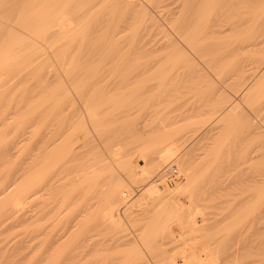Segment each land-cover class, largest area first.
Returning a JSON list of instances; mask_svg holds the SVG:
<instances>
[{"label":"bare ground","instance_id":"bare-ground-1","mask_svg":"<svg viewBox=\"0 0 264 264\" xmlns=\"http://www.w3.org/2000/svg\"><path fill=\"white\" fill-rule=\"evenodd\" d=\"M75 1H77V0H0V75L2 77H5V78H2L0 76V87L2 85H5V80L8 79V77L12 78L13 72L17 71L15 67L18 66L19 62H23V61L25 62L29 58V56L33 55L34 51L36 52V49H34V50H32L33 51L32 54H31L32 51L29 53L30 55L27 54V52L29 50H31L34 46L38 45V43L36 44V40L38 38L46 41L48 43V45L51 46L50 50L54 49L55 52H57L58 48L64 47L65 45L67 46L68 43L71 44V43L76 42L77 47H78L77 48L76 45L74 47L76 49V52L72 51L71 48H73V47H71V45H69V44H68L69 46H67V47H71V48L68 49L66 47L64 51H62L63 48L61 50L62 56L65 57L64 59H66L65 61H67L66 62L67 66L65 65L66 66L65 72L67 73L69 80L71 81V84H73L74 88L78 92L76 97L79 95L81 97V100L84 102V104L87 108L86 110H87L88 118H89L90 122L92 123L93 127L97 130L96 132L97 133L99 132L98 135L100 134L99 136L101 137V140L103 141V143L105 144V146L109 150V152L111 154V158L114 161H116L122 167L123 171H125L128 174V176H130V178L132 177L134 179V180L131 179V181L132 180L135 181V179H136V181L138 179H141L140 181H142L143 179L147 180L155 174V172L160 168V166L163 163H166L169 160H171L173 158V156L176 157L175 147L177 145H175V144H176V140L178 141V137L175 138L174 135L176 134L177 131L171 128L172 130L170 132L165 130L167 133H165V132H164V134L162 133L163 136L160 137L162 139H161V141H159L160 143L164 141L162 143L163 145H160L162 148L160 146H158L157 143H156V145L153 144L155 141L158 142L157 140H154V141L151 140V141H153V143L149 142L150 144H147L148 147L146 145H145V147L143 146L144 149H143V147L139 148L138 145L135 144V145H137L136 148L138 147V149H137L138 153H136L135 155H139L138 150L143 149L145 151L147 148L149 149V145L151 147H152V145H154V146H158L161 148L159 150L158 154L155 152V150H156L155 147L153 148V150L155 149L154 152L156 154L154 152L153 153L156 156H152V154L150 152L153 150H150L149 152L148 151L145 152V153H148V154H146V155H148L147 157H146L145 153L141 154V155H143V157L139 156V157H141V158H139L140 159L139 160L138 157L133 155V153L132 154L130 153V155L128 156L129 151H132V149H131L132 147L130 148V146L133 143L130 145L128 144V147H126L127 149L128 148L131 149V150H128V153H127V151L122 152L121 151L122 149H116V148L114 149V146L117 145V143L115 141H117V140L119 141V138L122 135L121 136H118V135L114 136V134H116L115 132H118V130H116L113 134V132H109V129H110V131L113 130L114 126L116 128L118 126V124H120L123 121H124L123 123H125L127 119H128V122L131 123L130 120L133 121V118L131 117L132 114L136 113L135 115H137V111L134 109V106L131 103L134 101L138 102V100H141L142 97H144L145 95H146V98H148L147 93L155 90L156 88L158 89L160 87L161 88L165 87L164 83L166 84V81L168 79V74H169L168 70L173 71L171 69H175L174 67H177L176 65L179 64L181 62V59L183 60V58L186 55L184 56L183 50L180 49L179 46L175 43V40H174L175 38L170 40L167 37L166 41L164 43H162L161 47L164 46L162 48L171 49L169 54L167 55V53H166L167 56L165 55L167 61H169V62L171 61V64H173L169 68L167 67V64H166L167 62L166 63L164 62L165 64H163V63H160L161 62L160 60H158V61L157 60L156 61L155 60L154 61H151V60L146 61L145 60L144 63H138L135 60V64L129 62L130 60H128V61L125 60L127 62L126 64H128V63L133 64L132 66H129V67H128V65L125 66V61L123 64L121 63L122 61H114V63L112 61V63H111V60H109V56L111 54L112 48L118 47V49H119L120 39L122 41V38H123V37L121 38L122 25L120 24V22L116 23L114 25H109V23L107 25L104 23L107 20L106 19L107 14L106 15H105V13L101 14V12H100L101 8L100 9L97 8L98 10L94 9L98 5L97 3L99 1H102V0H99V1H97V0L86 1L85 0L86 2L84 4H82L81 6H79L78 8L77 7L75 8L73 6V3ZM105 1H107V0H103V2H105ZM125 1H124V3L128 2L127 4L131 5V10L134 9V7L132 6V0L131 1L127 0L126 2ZM197 1H196L197 5L200 3L201 4L203 3L202 5H204L203 9H204L205 13H200V15L195 17L196 18L195 21H194V19H195L194 18L193 21H191L192 19L190 21L185 20L180 25L178 23L179 26L176 28L177 29L176 31L179 33L180 36H183V37H184V34L187 32L186 36L183 39L188 41L187 42L188 45H190L191 47H198V50H199V48L201 46L203 47L207 44L206 46L208 47V44L212 43L213 40L211 39V36H212L211 33H213V32L217 33L218 30H216L214 28V26L216 25L215 23L218 19L222 18V16H223L222 14H224V13H222L221 16H220V14L217 15L215 13L216 11L214 13H212V10L215 9L216 4L218 5V3H219V5H220V3L223 0H219V1L218 0H197ZM216 1H218V2L216 3ZM244 1H247V0H244ZM118 3L115 2V4H118ZM120 3H121V1H120ZM251 3H253V2H251ZM127 4H125V5H127ZM258 4H259V2H258ZM254 6H251V7H254ZM257 7H259V6H257ZM261 7H262V5H261ZM114 8H115V6H114ZM103 9L105 11V7ZM126 9H127V7H126ZM79 10H81V13H76ZM223 10H224V8H223ZM262 10H264V9H262ZM220 11H222V10H220ZM98 12H100V13H98ZM248 13L246 11V14L244 12V15H247ZM263 13H264V11H263ZM113 14H114V12H113ZM237 14H238V16L240 15L238 12H237ZM263 15H261V16H263ZM249 17L250 16H248L246 18H249ZM230 18H231V16H230ZM246 18L244 19V16H243V19L248 21L249 19H246ZM252 18H253V16H252ZM149 19H151V18H149ZM226 19H228V18H226ZM240 20H242V19H240ZM250 20H251V18H250ZM247 21H245V22H247ZM177 22H178V20H177ZM113 23H115V22H113ZM239 23H240V21H239ZM241 23H243V21H241ZM260 24H261V22H260ZM252 25H250V26H252ZM104 26L106 27V30L104 32L102 31L103 32L102 33L100 30H102L104 28ZM246 26H248V25H246ZM227 27H229V26H227ZM244 27L241 28L242 29L241 32L243 30H246V31H244L242 34L246 33L247 30L248 31L251 30V29L250 30L247 29L246 27L244 29ZM252 27H254V26H252ZM252 27H250V28H252ZM255 27H256V25H255ZM258 27H259V25H258ZM158 28H160V27H158ZM239 28H240V26H239ZM232 29H235V28H232ZM254 30L257 32L258 28L254 29ZM223 31H224V29H223ZM237 31H238V29H237ZM97 32L98 33L101 32V33L97 35ZM241 32L239 31L236 34L237 35L239 34L240 36H242V34H240ZM173 33H175V32H173ZM248 33H246V34H248ZM250 33L253 34L252 36L255 37L254 39L258 38L256 36V34L253 33V31H251ZM258 33H261V32H258ZM134 35H135V33H134ZM245 35H244V37H245ZM234 36H235V34H234ZM247 36H249V35H247ZM247 36L245 38H242L243 41L245 39V41H244L245 43H249L250 41H252L250 39H253V37L250 39H247ZM262 38H264V36L259 37V40H262V42L256 41V40H254L255 43L250 42L249 44L252 46H249V45L246 46V44H242V42H243V41H241L242 39L240 40L241 41L240 43L242 45L240 43H238L240 45H237L236 41H238V40H236L234 42V44L236 43L235 46L237 45L238 48H241V49L245 46L246 47L249 46V48L255 47V46H253V43L256 46H258L257 44L260 45L262 43L263 46L262 45H260V46L264 47V41H263L264 39H262ZM162 39H164V38H162ZM246 39L249 41H247ZM219 40H221V39H219ZM218 44H220V43H218ZM104 45H106L107 48L104 50H100V48L103 47ZM43 46H45V45H43ZM146 47H148V46H146ZM202 47H201V50H202ZM217 48H219L218 45H217ZM233 48L235 49V47H233ZM43 49H45V48H43ZM169 49H167V50L169 51ZM244 49H242V50H244ZM135 50H133V51H135ZM203 50H205V47ZM233 51H231V52H233ZM58 52H60V51H58ZM198 52H200V51H198ZM235 52L237 53V51H235ZM238 52H240V51H238ZM135 53L138 54V52H136V51H135ZM134 54H132V55H134ZM140 54H142V53H140ZM240 54H242V51ZM34 55L36 56V54H34ZM33 56H31L32 60L35 58V56H34V58H33ZM44 56L45 55L43 54V57ZM60 56H61V54H60ZM117 56L119 57L118 53H117ZM40 57H42V56H40ZM43 57H42V59L44 60L45 57L44 58ZM135 59H137V57ZM213 59H214V57H213ZM225 59H226V57H225ZM179 60H180V62H178ZM65 61H63V63ZM55 62H56V60H55ZM132 62H134V60H132ZM219 62H221V61H219ZM233 62H234V60H233ZM41 63H42V61H41ZM230 63H232V62L230 61ZM20 64H22V63H20ZM25 64H26V62H25ZM82 65H84V66H82ZM123 65H124L125 69H124ZM185 65L187 66V64H185ZM63 66H64V64H63ZM240 66H242V64ZM240 66L238 68V71L242 70L240 68ZM38 67H40V66H38ZM187 67H189V66H187ZM243 68H244V65H243ZM184 70H186V69H184ZM196 70H197V68H196ZM39 71H40V69H39ZM41 71H42V69H41ZM245 71H247V70H245ZM48 72H49V70H48ZM241 72H239V73L241 74ZM21 73L22 72H20V75H21ZM45 73H47V71H44V74ZM51 73L52 72L50 70L48 76L51 75ZM182 73H184V72H182ZM242 73H244V72H242ZM48 76L46 75L45 78H47ZM244 76L247 77V74H245ZM51 77H52V75H51ZM239 77L241 78L240 75H239ZM245 77H242V79ZM11 78H10V80H11ZM18 78H19L18 79L19 81L23 80L24 79L23 74H22V77L21 76L19 77V74H18ZM54 78H56V76L53 77V79H51V80H54ZM249 78H251V77H249ZM258 78H259V76H258ZM14 79H15V77H14ZM188 79H189V77H188ZM10 80H9V82H10ZM12 80H13V78H12ZM31 80H32V78H31ZM57 80H55V81H57ZM260 80L256 79V81H254L253 84L248 83V86L244 87V98H246V100L250 99L251 103L258 102V100H264L263 99L264 98V85L260 84L261 83ZM55 81H53V82H55ZM11 82H13V81H11ZM223 82H224V80H223ZM7 83L8 82H6V84ZM241 83L244 86L245 82H243V80ZM241 83H240V85H241ZM57 86H58V84H57ZM209 88H210V86H209ZM56 90H58V89H56ZM64 90H65V88H64ZM233 90H234V88H233ZM58 91L55 92L57 94L53 93L50 97L46 96L45 101L42 102V104H45V102L48 103L47 101L52 100L51 102L50 101L49 102L50 103L54 102V106H56V104H57L56 102H58L57 99L59 98L58 97ZM65 91H62L63 95L61 94L62 98L64 96L63 100L61 98V100L63 102L66 100L65 98L67 97V95H64V93L67 92V91L66 92ZM60 93L61 92H59V94ZM50 94H51V92H50ZM148 94L151 95V93H148ZM38 96H36V97H38ZM172 96H174V95H172ZM42 97H43V95H42ZM227 97L229 98V96H227ZM226 98H225V100H226ZM148 99H150V97ZM194 99H195V97H194ZM214 99L215 98H213V100ZM230 99H229V101H230ZM246 100H244V102ZM226 101L229 102L228 100H226ZM15 103H17V102H15ZM50 103L46 104V105L48 106V105H50ZM159 104H160V102H159ZM225 104H227V103H225ZM107 105L109 106L108 107L109 112H106V114H108V115L103 114V116H101L100 114H102L101 112L103 111V108L105 109L104 106H107ZM173 105H174V103H173ZM173 105H172V108H173ZM186 105H188V104H186ZM222 105H223V103H222ZM101 107H103V108H101ZM169 107H171V106H169ZM221 107L222 106H219L218 110H215V112L216 113H219L217 111L221 112V110L223 109ZM223 107H225V106L223 105ZM16 108H18V107H16ZM36 108H37V110H36ZM36 108H35V111H38V109H40L38 111L39 113H41V110H42V113L40 114L42 126H39L40 128L37 127V129H39L38 133L34 134L32 132L33 126H31V125L30 126L26 125L24 127L21 126L22 128L20 127V129H18L19 131L17 130V134H18L17 138L18 139H16L14 141V138H13V141L7 147H5L6 145L4 146L6 148L5 149L6 154H5V152H3L2 149H0L2 151L0 153H2L4 156L2 154L1 155L5 158V156L7 157L8 154L9 155L11 154V150L13 148H15L18 144H20V142L22 143L23 147L25 148V149L23 148L25 150L24 158L22 161L23 166H22V168H18V170L16 169L18 172L21 170H22L21 172H23L22 174L19 172V174L22 176V179H23V182H22L23 184L20 183L21 185H19V186H21L20 189L22 188L21 192L19 190H17L18 188L16 187L19 182L15 183L16 185L14 184V187H16L15 190H17L19 193H17V191H16V193L15 192L12 193L10 191V189L12 191H15L13 189L12 185L10 187L8 186L9 191H10V193L8 192L9 195L6 194L8 191V189H7L8 187L6 188V192H5V189L4 190L2 189L0 191V215L3 212H4L3 214H5L6 208L10 209V211H7V214H9V212L12 211V208H8V206L14 205L12 203L15 200L10 195H13V194L17 195L18 194V195L22 196L23 199H25V200L21 201L22 198L20 199L19 197H17L16 200L20 199L21 202L25 201L27 204H32L36 200L35 201L36 204L35 203L34 204L37 207V211L35 213L32 211L33 214H35V215H32V213H31V216H28L29 217L28 219L30 221L33 219H35L36 221H42L41 223L39 222V225H38V227L40 229L37 228L39 235H41V237L43 236L42 237L43 240L40 238H37L39 240H42L41 243H40V241L38 242L41 245V248H40L41 252L37 248L38 251L40 252V255L38 254L39 263L41 261V263H43V264H264V251H263L264 249H262V248H264L262 246L264 243V202L263 201H262V203L260 202V200H262L264 198V197H262V196H264V192L261 193L262 191H264L263 189L260 192L256 191V194L253 193L252 190H251V192H249V194L247 192H245L246 197H244V194L242 192H240V193H242L243 198L235 199L237 197H234L235 200L232 199V201H230L231 200L230 198H227V200H224L222 202V204H214L211 202L210 203L201 202V199H199L195 195V191H193L195 189V188H193V185H194V182L196 181L197 177L199 178V176H198L199 173L197 172L196 167L194 168L193 165L189 166L185 162L187 160L184 159V155H183L182 157L180 156V158H178L176 161L178 166L181 168L183 175L179 174L178 179L172 183L166 182L165 180H164V182H159V183H164V185H165L164 188L159 187L158 184H156V183H151L150 185L148 184V186L146 185L147 187L144 189V191H142V193L138 197L136 196L137 198L135 200L131 201L129 196H130L132 191L127 189V188H122L121 186L123 184L120 186V184L122 182H119L112 175L106 176L104 174V172H105L104 166L105 165L102 164V162H99L101 160L95 159V158H97L94 155L96 152L93 153L92 152L93 149L90 147V143L92 141H90V142L88 141V139H90V137H88L89 135H88V130H87V126H86L87 124H86V121L84 120V118L82 116H79V114H78V116L75 115V117H77V118L74 120L72 117L73 120L71 121V120H69L70 119L69 114H66L65 111H64L65 116L62 114L63 111L53 113L56 111V109L59 108V106H56L55 111H54V108H52V106H51V111H48V109L45 107H44V110H43V107H41V108L36 107ZM73 108H75V105L73 106ZM226 108H228V109L225 113H223L224 115L222 113H220L222 116L220 114H218L221 116V118L225 119L227 117L231 118L234 115L235 116L240 115L239 113H240L241 108H239V111H238V106L232 104L231 107L227 106ZM67 109L70 110V108H67ZM49 110H50V108H49ZM224 110H225V108H224ZM70 113H71V111H70ZM73 114H74V112H73ZM185 114H187V113H185ZM25 115H27V114H25ZM60 115H63V121L62 122L58 121V119H57V117ZM135 115H134V117H135ZM22 116H24V115H22ZM182 116H185V115H182ZM241 116H243V114L239 116V120L245 119V118H242ZM29 117H30V115H29ZM130 117H131V119H130ZM8 118H11V117L10 116L8 117V114H5V115H3L2 119L3 120L6 119V121H7ZM240 118H242V119H240ZM24 119H25V116L22 119V123L26 120V119L25 120ZM204 119H206V118H204ZM249 119H250V117H249ZM17 120L18 119H16V122H17ZM217 120H219V119H217ZM227 120H228V118H227ZM232 120L237 121V119H232ZM19 121H18V124L16 123L17 125H19L21 123ZM225 121H226V119H225ZM1 122H4V121H1ZM32 122H34V121L32 120ZM14 123H15V121H14ZM151 123H152V121H151ZM127 124L125 123L124 126L127 127ZM132 124H134V123L132 122L130 124V126H132ZM1 125H3V124H1ZM12 125L13 124L11 123V126ZM234 125L235 124H233V126ZM135 126L136 125H134V128H135ZM149 126H151V125L149 124ZM201 126H204V125H200V127ZM4 127H6V126H4ZM12 127H14V126H12ZM140 127H142V125ZM30 128L32 129V131L30 130ZM134 128L132 127L133 130H134ZM138 128L139 127L137 126L136 129H138ZM106 130H108V133H110L109 137H104L105 136L104 132ZM120 130H121V128L119 129V131ZM122 130L124 132L123 127H122ZM130 130L131 129H129V132H130ZM133 130H131V131H133ZM4 131H5V129H4ZM254 131H255V129H254ZM103 133H104V135H103ZM118 133H120V132H118ZM193 133H195V132H193ZM107 134H106V136H108ZM111 134H113V135H111ZM125 134H127V132H125ZM131 134H133V133H130V135ZM150 134H151V132H150ZM227 134H230V133H227ZM3 135H6V134H3ZM7 135H9V134H7ZM130 135L128 138H130ZM19 136L22 137V139H20ZM125 136L126 135H124V138L127 137V136L126 137ZM131 136H133V135H131ZM110 137H112V138H110ZM229 137L230 136H228V138ZM255 137H257V136H255ZM160 138H157V139L160 140ZM208 138H210V137H208ZM109 139L114 140V141H110ZM144 140H145V138H144ZM7 141H6V143L8 144ZM9 142H10V139H9ZM122 143L126 144L127 141H126V143H124V141ZM128 143H130V142H128ZM2 145H4V143ZM2 145H1V148H2ZM93 146L95 147V145H93ZM127 149H124V150H127ZM186 149H184V150H186ZM215 149H217V148H215ZM134 151H135V149L133 148V152ZM142 151H140V153ZM21 152L22 151H20V153ZM243 152H241V153H243ZM149 154H151V157ZM1 155H0V157H1ZM195 155H196V153H195ZM131 156H135V158L131 157ZM242 159H243V157H242ZM247 159H249V158H247ZM2 160L6 161V158L5 159L2 158ZM235 160H237V159H235ZM0 161H1V158H0ZM140 161H141V163H140ZM228 165H229V163H228ZM179 167H178V170H179ZM201 167H202V164H201ZM245 168H246V165H245ZM19 169H21V170H19ZM109 169H108V171H109ZM247 169H248V167H247ZM1 170H2V168H1ZM109 172H111V171H109ZM106 173H108V172L106 171ZM217 174L219 175V173H217ZM221 174H223V173H221ZM9 175H11V174L8 172V174L6 175V179L10 177ZM15 175H18V174H15ZM226 175H228V174H226ZM259 175H260V177L263 176V174H259ZM259 175L258 176L255 175V176L260 178ZM15 177L17 178V176H15ZM256 177L253 176L254 179H252V177H251V180L254 181ZM16 178H12V179H15V181H16ZM154 178H157V177L155 176ZM22 179H20V180H22ZM262 179H263V177H262ZM262 179L255 180V182H253V183H258L260 181L262 182ZM149 180H151V179H149ZM219 181H221V180H219ZM6 182L10 183L11 181L5 180V181H3V183L0 182V185L4 184ZM215 182H216V180H215ZM236 182L237 181H235V183ZM9 183H6V185ZM12 183H14V182H12ZM142 183H143V181H142ZM239 184H241V186H242V183H239ZM204 186H205V184H204ZM238 188H239V186H238ZM214 190H216V189H214ZM236 190H238V189H236ZM225 191L227 192V190H225ZM203 192H205V191H203ZM207 192H209V191H207ZM222 192H224V191H222ZM210 194H211V192H210ZM210 194H209V196L212 195V194L211 195ZM214 194H215V192H214ZM228 195H230V194H228ZM203 199L205 200V197ZM203 199H202V201H203ZM248 200H251V201L248 202ZM252 200L254 202H252ZM18 203L21 205L20 202H17V204ZM34 204L29 205V206L27 205V207H29L28 209L34 208L33 207V206H35ZM15 205H16V203H15ZM30 206H32V207H30ZM17 208H18V205H17ZM13 211H14V207H13ZM13 211H12V214H14ZM26 211L28 212V210H26ZM27 212H24L25 215ZM10 214H9V216H10ZM2 217L0 216V219ZM5 217L6 216H4L3 218L6 220ZM5 220H2V222H4ZM25 220H26V217H25ZM2 222H0V223H2ZM31 222H33V221H31ZM31 222H28L27 224H29ZM4 223H2V225ZM6 223H8V221ZM35 224H33V226H35ZM36 226H37V224H36ZM176 227H178V228L175 229ZM1 229H3V228H1ZM32 230L30 232L31 235H33L37 232V231L35 232L34 231L35 229H34L33 231L35 233L32 234ZM38 232H37L36 236L33 235L34 238L38 236ZM29 237H30L29 241L31 242V240H33V238H31L30 235H29ZM30 242H28V243H30ZM28 245L30 246L31 243ZM29 246H28V248H29ZM28 250H31V249H28ZM29 252H31V251H29ZM32 259H34V258H32Z\"/></svg>","mask_w":264,"mask_h":264},{"label":"rangeland","instance_id":"rangeland-1","mask_svg":"<svg viewBox=\"0 0 264 264\" xmlns=\"http://www.w3.org/2000/svg\"><path fill=\"white\" fill-rule=\"evenodd\" d=\"M86 1H88V0H86ZM86 1L85 0H77L73 3V6L75 8L76 7L78 8L79 6L84 4ZM97 1H99V0H97ZM120 1H121V3H120ZM124 1L125 0H107V1L103 2V0H102V1H99L97 3L98 4L97 7L94 8L95 10L97 8L98 9L101 8V10H100L101 14L102 13H105V15L107 14L106 15L107 20L104 22L105 24L108 25V23H109V25H114V24L120 22V24L122 25L121 38L122 37L123 38H122V41L120 39L119 49H118V47L112 48L111 54L109 56V60H111V63H112V61H113V63H114V61H122L121 63L123 64L125 60H127V61L130 60L129 62L135 64V60L138 63H144L145 60L146 61L147 60H151V61L160 60L161 62L160 61L159 62L163 63V64H165L167 62L166 64H167V67L169 68L173 64H171V61L170 62L167 61L166 56L169 54L171 49L162 48L164 46L161 47L162 43H164L166 41L167 37L170 40L175 38L174 39L175 43L179 46L180 49L183 50L184 56L185 55L186 56L184 57L185 59L184 58H183V60L181 59V62H180V60L178 61L180 63L176 65L177 67H174L175 69H171L173 71L168 70L169 71V74H168L169 80L167 79L166 84L164 83L165 87H162V88L160 87V88H158L159 90L156 88L155 90L148 92V93H151V95L147 93V96H148V98L150 97V99L146 98V95H145L144 97H142L141 100H138V102L134 101L131 103V104H133L134 109L137 111V115H135L136 114L135 113V114H132V116H131L133 118V121L132 120H130V121H131V123L132 122L134 123V124H132V126H130L131 123L128 122V119H127L125 122L126 124L128 123L127 127L124 126L125 123H123L124 122L123 121L120 124H118V126L116 128H115V126H114V128L112 127L113 130L110 131V129H109V132H113V134L116 130H118V132H120V133L115 132L116 134H114V136L115 135H118V136L122 135L119 138V141L118 140L115 141L117 143V145L114 146V149L115 148L116 149H122L121 150L122 152L127 151V153H128V150L132 149V151H129L128 156L130 155V153L131 154L133 153V155H135L136 153H138L137 152L138 147L139 148H142L143 146L145 147V145L147 146V144L153 143L154 140H157L159 142V141H161L162 138H160V137L163 136L164 132L167 133L166 131L170 132L172 129H174L177 131L176 134L174 135V137L175 138L178 137V141L176 140V144H175V145H177L175 147L176 157L173 156V158L171 160H169L166 163H163L160 166V168L155 172V174L149 178L151 180L143 179L142 180L143 183H142V181H140L141 179H138L137 181L135 179L136 182L133 181L134 179L132 177L130 178V176H128V174L125 171H123L122 167L116 161H114L111 158V154H110L109 150L107 149V147L105 146V144L101 140V137L99 136L100 134L98 135L99 132L98 133L96 132L97 130L93 127L92 123L90 122V120L88 118L87 110H86L87 108H86L84 102L81 100V97L79 95L76 97L78 92L74 88L73 84H71V81L69 80V77H68L67 73L65 72L66 66H67V64H66L67 61H65L66 60V59H64L65 57L62 56V51H64L67 46L71 45V47H73V48H71V47H67V48L68 49L71 48L72 51L76 52V49L74 47H75V45L77 47V43L76 42L71 43V44L68 43L69 45L67 44V46L65 45L64 47L58 48L57 52H55L54 49L50 50L51 46L48 45V43L46 41H44L40 38H38L36 40V44L38 43V45L34 46L31 50H29L27 52V54H29L32 50L36 49V52L35 51H34V53H33V51L31 52V54L33 53V55L36 54V56L34 55L35 58L33 55H31L34 58L33 60L31 59L32 57L29 56V58L27 59L28 61L27 60L25 61L26 64L24 61L19 62L18 66L15 67L17 71L13 72V74H12L13 80L11 77H10L11 80L8 77V79L5 80V85H2L0 87V94H1L0 95V123L3 124V125L0 124L1 125L0 126V138H1L0 139V149H2L3 152H5V154H6V151H5L6 148L5 147H7L13 141V138H14V141L16 139H18L17 138V135H18L17 130L20 129L21 126L24 127L26 125H29V126L31 125V126H33L32 127L33 131L31 128H30V130L34 134L38 133L39 129H37V127L40 128L39 126H42L41 115H40L42 113V110H41V113H39L38 111L40 109H38V111H35L36 107H39V108L43 107V110L45 107L48 109V111H51V106H52V108H54V111H55L56 106H59V108H58L59 110L56 109V111L53 113L63 111L62 114L64 116H65V113L69 114V117H70L69 120H71V121L73 119L75 120L77 118V117H75V115L78 116V114H79V116H82L84 118V120L86 121V124H87L86 126H87V130H88V135H89L88 137H90V139H88V141L89 142L92 141L90 143V147L93 149V151H92L93 153L96 152L98 154V155L96 153L94 154L97 157L95 159L101 160L99 162H102V164H104L106 166V167L104 166V168H105L104 174L106 176L112 175L119 182H122L121 184L119 183L120 186L123 184L121 186L122 188H127V189L132 191L130 196H129L131 201L135 200L142 193V191H144V189L148 186V184L150 185L151 183H156V184H158L159 187L164 188V186H165L164 183H159L160 181H158L160 169H162L165 165H167V163H172V162L178 166L176 161L178 158H180V156L182 157L183 155H184V159H186L188 161V162L187 161H185V162L189 166L193 165L194 168L196 167V170L199 173V175H198L199 178L197 177L196 181L194 182L193 188H195V189L193 191H195V195L199 199H201V202H205V203L211 202L214 204H222V202L224 200H227V198H230L231 200L230 199L229 200L232 201V199H234V197H237L235 199L243 198L242 193L244 194V197H246L245 192H247L249 194V192H251V190H252L253 193L256 194V191L260 192L262 189L264 190V187H263L264 186V100H258V102L251 103L250 99L246 100V98H244V87L248 86V83L253 84V82L256 81V79L257 80L261 79L260 80L261 83L260 82L259 83L264 85V61H263L264 60V52H263L264 47H262L263 46L262 43L260 44L262 46H260L259 44H257L258 46L254 45V43H255L254 40L262 42V40H259V37L264 36V25H263L264 24V15H263L264 10H262V9H264V4H263L264 0H247V1H244V0H223L222 2L220 1L221 2L220 5H219V3H218V5L216 4L215 9L212 10V13H214L216 11L215 13L217 15L220 14V16H221L222 13H224V14H222L223 15L222 18L218 19L215 23L216 25L214 26V28L216 30H218L217 33L213 32V33H211L212 36L210 35L211 39L213 40L212 43H209L208 47L206 46L207 44L203 47L201 46L202 50H201V47L198 50V47H191L190 45H188V43H187L188 41L183 39L186 36L187 32L184 34V37L180 36L179 33L176 31L177 30L176 28L180 24H182L183 21H185V20L190 21L191 19H192L191 21H193V19L195 17L200 15V13H205L204 9H203L204 5H202L203 3L202 4L200 3L197 5V3H196L197 0H132V6L134 7V9L131 10V5L127 4L128 3V2H126L127 0L125 1L126 3H124ZM218 1H216V3ZM115 2L116 3L119 2V3L115 4ZM251 2H253V3H251ZM258 2H259V4H258ZM125 4H127L128 6ZM261 5H262V7H261ZM114 6H115V8H114ZM251 6H254V7H251ZM257 6H259V7H257ZM104 7H105V11L103 9ZM126 7L128 10L126 9ZM223 8H224V10H223ZM220 10H222V11H220ZM246 11H247V13L248 12L249 13L247 15H244V12L246 14ZM100 12H98V13H100ZM113 12H114V14H113ZM237 12L240 14L239 16H238ZM76 13H81V10L77 11ZM250 14L253 16V18ZM261 15H263V16H261ZM230 16H231V18H230ZM243 16H244V19L246 17L250 16L249 18H246L249 20L248 21L244 20ZM255 17L256 18L258 17V18L256 19ZM149 18H151V19H149ZM226 18H228V19H226ZM250 18H251V20H250ZM240 19H242V20H240ZM177 20H178V22H177ZM195 20H196V18L194 19V21ZM239 21H240V23H239ZM241 21H243V23H241ZM245 21H247V22H245ZM259 21L261 22V24ZM113 22H115V23H113ZM178 23H179V25H178ZM246 25H248V26H246ZM250 25H252L254 27H252ZM255 25H256V27H255ZM258 25H259V27H258ZM227 26H229V27H227ZM239 26H240V28H239ZM244 26L249 30L251 29L250 31L247 30L246 33L249 32L248 34H246V33L242 34L244 31H246V30H243L241 32V30H242L241 28H243ZM158 27H160V28H158ZM245 27H244V29H245ZM250 27H252L253 29ZM232 28H235V29H232ZM256 28H258L257 32L254 30ZM223 29H224V31H223ZM237 29H238V31H237ZM105 30H106V27L104 26V28L100 31L104 32ZM239 31L241 32L240 34H242V36H240L239 34L238 35L236 34ZM251 31H253V33L256 34V36L258 37L257 38L258 40L254 39L255 37L252 36L253 34L250 33ZM101 32H99V33L97 32V35L100 34ZM173 32H175V33H173ZM258 32H261V33H258ZM134 33H135V35H134ZM234 34H235V36H234ZM244 35H245V37L247 35H249V36L251 35L250 37L247 36V39H250L253 37V39H250V40H252L250 42H254L253 46H255V47L249 48V46H252V45L249 44L250 42L245 43L244 42L245 39L243 41L242 38H245ZM162 38H164V39H162ZM219 39H221V40H219ZM262 39H264V38H262ZM236 40H238V41H236ZM240 40L244 42V43L242 42V44H246V46L247 45H249V46L243 47L244 46L243 45L242 49L245 48L244 50H242L241 48H238L237 45L241 44ZM235 41L237 42L236 46H235L236 43L234 44ZM247 41H249V40H247ZM217 42L220 44H218ZM238 43H240V44H238ZM43 45H45V46H43ZM217 45L219 48H217ZM146 46H148V47H146ZM103 47H101L100 50H104L107 48L106 45H104ZM204 47H205V50H203ZM233 47H235V49ZM43 48H45V49H43ZM62 48H63V50H62ZM167 49H169V51ZM133 50L138 52V54L135 53V51H133ZM58 51H60V52H58ZM198 51H200V52H198ZM231 51H233V52H231ZM235 51H237V53ZM238 51H240V52H238ZM241 51H242V54H240ZM117 53L119 54V57L117 56ZM140 53H142V54H140ZM166 53H167V55H166ZM43 54L45 55L44 56L45 58L43 57ZM60 54L62 57L60 56ZM132 54H134V55H132ZM40 56H42L44 58V60ZM136 57H137V59H135ZM213 57H214V59H213ZM225 57H226V59H225ZM47 58L48 59L50 58V59L48 60ZM55 60H56V62H55ZM132 60H134V62H132ZM233 60H234V62H233ZM41 61H42V63H41ZM63 61H65V62L63 63ZM219 61H221V62H219ZM230 61L232 63H230ZM20 63H22V64H20ZM126 63L127 62L125 61V66L128 65V67L133 65L131 63H128V64H126ZM63 64H64V66H63ZM185 64H187V66H189V67H187ZM241 64H242V66H240ZM243 65H244L245 69L243 68ZM38 66H40V67H38ZM82 66H84V65H82ZM239 66L243 71L241 69L240 70L244 73H242L241 71H238ZM123 67H124V65H123ZM38 68L40 69V71ZM196 68H197V70H196ZM41 69H42V71H41ZM124 69H125V67H124ZM184 69H186V70H184ZM43 70L47 71V73L44 74ZM48 70H49V72L51 70L52 77H51V75L48 76V74H49ZM245 70H247V71H245ZM20 72H22L21 75H20ZM182 72H184V73H182ZM239 72H241V74ZM18 74H19V77L20 76L22 77V74H23L24 79L22 78L23 80L19 81L18 80L19 79ZM245 74H247V77L244 76ZM46 75L48 76L47 78H45ZM239 75L241 76V78L239 77ZM55 76H56V78L58 77L59 79L57 78L58 79L57 80L56 78H54V80H51ZM258 76L260 79L258 78ZM14 77H15V79H14ZM188 77H189V79H188ZM242 77H245V78L242 79ZM249 77H251V78H249ZM2 78H5V77H2ZM31 78H32V80H31ZM9 80H10V82H9ZM55 80H57V81H55ZM223 80H224V82H223ZM242 80H243V82H245L244 86L241 83ZM11 81H13V82H11ZM53 81H55V82H53ZM6 82H8L9 84L8 83L6 84ZM240 83H241V85H240ZM57 84H58V86H57ZM209 86L211 89L209 88ZM64 88L67 92L64 90ZM233 88H234V90H233ZM56 89H58L59 91ZM55 90L58 91V97H59L57 99L58 102H56L57 103L56 106H54V102H52L53 104L50 103L52 100L51 101L49 100L50 102L46 100L48 103L45 102V104H42V102L45 101L46 96L50 97L53 93L56 92ZM62 91H65L66 93H64V95H67V97L65 96L66 100L64 99L65 103L62 101L64 98V96H63V98L61 96V94L63 95ZM50 92H51V94H50ZM59 92H61V93L59 94ZM55 94H57V93H55ZM42 95H43V97H42ZM172 95H174V96H172ZM36 96H38V97H36ZM227 96H229V98ZM194 97H195V99H194ZM212 97L215 99L213 100ZM61 98H62V100H61ZM225 98L228 101L230 98L231 99L229 102H227L225 100ZM244 100H246V101L244 102ZM15 102H17V103H15ZM159 102H160V104H159ZM49 103H50V105L47 106L46 104H49ZM173 103H174V105H173ZM222 103L225 107H223ZM225 103H227L228 105ZM186 104H188V105H186ZM232 104L238 106V111H239V108H241L239 114L240 115L243 114V116H241V117L245 118V119L240 118L242 120H239L240 115L239 116L234 115L231 118L227 117L228 120H227V118H225L226 121L224 118H221L222 115L220 113H222V114L225 113L228 109L226 107L227 106L231 107ZM74 105H75V108H73ZM172 105H173V108H172ZM169 106H171V107H169ZM219 106H222L221 108H223L222 109L223 111L222 110H221V112L217 111L219 113H216L215 110H218ZM16 107H18V108H16ZM104 107L107 111L103 107H101V108H103V111L105 112L104 113L102 111L101 112L102 114H100L101 116H103V114L108 115V114H106V112H109V108H108L109 106L107 105ZM49 108H50V110H49ZM67 108H70V110H68ZM224 108H225V110H224ZM36 110H37V108H36ZM64 111H65V113H64ZM70 111H71V113H70ZM73 112H74V114H73ZM4 113L8 114V117L9 116L11 117V118H8L10 121L8 119H7V121H6V119L5 120L2 119L3 115H5ZM185 113H187V114H185ZM25 114H27V115H25ZM218 114H220L221 116ZM22 115H24L25 119H26V120L24 119L25 121L23 120L24 121L23 123H22V119L24 118V116H22ZM29 115H30V117H29ZM63 115H60L57 117L58 121H60V122L63 121ZM134 115H135V117H134ZM182 115H185V116H182ZM72 117H73V119H72ZM131 117H130V119H131ZM249 117L251 120L249 119ZM204 118H206V119H204ZM16 119H18L17 122H16ZM217 119H219V120H217ZM232 119H237L238 122L236 120H232ZM32 120L34 122H32ZM1 121H4V122H1ZM14 121H15V123H14ZM18 121L21 122L19 125H17ZM151 121H152V123H151ZM11 123L13 124L12 126H14V127L11 126ZM148 123L151 126H149ZM233 124H235L234 125L235 127L233 126ZM134 125H136L135 128H134ZM141 125H142V127H140ZM200 125H204V126L200 127ZM4 126H6V127H4ZM137 126L139 127L138 129H136ZM122 127L124 128V132L122 130ZM132 127L134 128V130L135 129L136 130L134 131L132 129ZM120 128H121V130L119 131ZM4 129H5V131H4ZM129 129H131L133 131L130 130V132H129ZM254 129L256 132L254 131ZM125 132H127V134H125ZM150 132H151V134H150ZM193 132H195V133H193ZM2 133L6 134V135H3ZM104 133H105L104 137H109L110 133H108V130H106ZM104 133H103V135H104ZM130 133H133L131 135H133L134 137L131 136ZM227 133H230V134H227ZM7 134H9L10 136ZM106 134L108 136H106ZM113 134H111V135H113ZM124 135L127 136V137L125 136L127 139L124 138ZM129 135H130V138H128ZM228 136H230L231 138L230 137L228 138ZM255 136H257V137H255ZM112 137H110V138H112ZM208 137H210V138H208ZM19 138L22 139V137H20V136H19ZM144 138H145V140H144ZM157 138H160V140ZM9 139H10V142H9ZM109 140L114 141L111 139H109ZM151 140H153V141H151ZM6 141L8 142V144L6 143ZM123 141H124V143H126V141H127V143L123 144L122 143ZM128 142H130V143H128ZM158 142L155 141L153 144L156 145V143H157V145L160 146V145H163L162 143L164 141L161 143L160 142L158 143ZM3 143H4V145H2ZM128 144L133 145V146L132 145L130 146V148L132 147L131 149L126 148V147H128ZM135 144L138 145L137 148H136L137 145H135ZM1 145H2V148H1ZM18 145L11 150L10 155L8 154L7 157L5 156L6 161L2 160V158L3 159H5V158L3 157L4 155L2 153H0V155L1 154L3 155V156L1 155V157H0L1 158V161H0V182L3 183V181H5V180L11 181L10 183L6 182V183H9L10 185L9 184L6 185V183H4L5 185L1 184L0 185V191L2 189L3 190L5 189V192H6V188L8 186L10 187L12 185L14 190L17 187L18 188L17 190H19L21 192L22 188L20 189L21 186H19V185L23 184L22 183L23 179H22V176L19 174V172L21 174L23 172H21L22 171L21 169H19V170H21L19 172L17 170H18V168H22V166H23L22 161L24 158V153H25L24 149L25 148L23 147L21 142ZM93 145H95L96 148ZM154 145H152V147L149 145V149L147 148L148 147L147 146L146 147L147 149L145 148L146 149L145 151L143 150L144 149V147H143V149L138 150L139 155H135V156L138 157V159H139V158L143 157V155H141V154H144L147 151L149 152L150 150H153L154 147L156 149V150L154 149L155 152L158 154L159 150L162 147L160 146L161 147L160 148V147L154 146ZM133 148L135 149L136 152L135 151L133 152ZM215 148H217V149H215ZM124 149H127V150H124ZM184 149H186V150H184ZM154 150L150 152L152 154V156H156L155 155L156 153L154 152ZM20 151H22V152L20 153ZM140 151H142V152L140 153ZM0 152H2V151L0 150ZM241 152H243V153H241ZM195 153H196V155H195ZM146 154H148V153H145V155ZM151 154H149L150 157H151ZM135 156H131V157L135 158ZM139 156H141V157H139ZM147 156L148 155H146V157ZM242 157H243V159H242ZM247 158H249V159H247ZM235 159H237V160H235ZM140 163H141V161H140ZM200 163L202 164V167H201ZM228 163H229V165H228ZM245 165H246V168H245ZM247 167H248V169H247ZM1 168H2V170H1ZM108 169L111 172H109ZM106 171L108 173H106ZM179 171H180V174H182L180 167H179ZM8 172L11 175H9L10 177L6 179V175L8 174ZM217 173H219V175ZM221 173H223V174H221ZM15 174H18V175H15ZM226 174H228V175H226ZM259 174H263V176L260 177ZM14 175L17 176V178ZM255 175L256 176L259 175L260 178L256 177ZM155 176L158 179L154 178ZM253 176L257 178V179L255 178V180H258V179L260 180L263 177L262 182L260 181L258 183H253V182H255V180L254 181L251 180V177H252V179H254ZM11 177L16 178V181H15V179H12ZM20 179H22V180H20ZM131 179H133V180L131 181ZM215 180L217 183L215 182ZM219 180H221V181L223 180V181L221 182ZM235 181H237V182L235 183ZM12 182H14V183H12ZM17 182H19V183L17 184L16 187H14V184ZM161 182H164V181H161ZM238 182L242 183V186ZM204 184H205V186H204ZM238 186H239V188H238ZM9 187L7 188L8 189V191L6 193L7 195H9L10 191L12 193L13 192L16 193L17 190L12 191L10 189V191H9ZM214 189H216V190H214ZM224 189L227 190V192ZM236 189H238V190H236ZM203 191H205V192H203ZM207 191H209V192H207ZM222 191H224V192H222ZM210 192L212 195L210 194ZM214 192H215V194H214ZM240 192H242V193H240ZM263 192L264 191H262L261 193H263ZM17 193H19V192L17 191ZM227 193L230 195H228ZM209 194L211 196H209ZM14 195L15 194L10 195L16 201V202L14 201L16 203V205L14 202L12 203L16 206L15 207L14 205H12L14 207V211H13L12 206H8V208H12V211L14 214H12V211H11V212H9V214L11 213L12 215L10 214V216H9V214H7V211H10V209L6 208L7 210L5 209V214H3L4 213L3 212L0 215L1 217L6 216L5 217L6 220L3 217L0 219V222H2V220H5L4 221L5 223L2 222V223H4L3 225H2V223H0V230H1L0 231V264H31V263L32 264H43V263H41V261L39 263V259H38L39 258L38 254L40 255V252H41L40 243L43 240V238H42L43 236L41 237V235H39V232L37 229V228H39L38 227L39 222L41 223L42 221H36L35 219H33V220H31L33 222H31L28 219L29 218L28 216H31V213H32V215H35V214H33V212L35 213L37 211V207L35 205L36 200L32 204H27L25 201L21 202V201L25 200V199H23L22 196H20L18 194L15 196ZM17 197H19L20 199L22 198L21 201H20V199L16 200ZM204 197H205V200L203 199ZM262 197H264V196H262ZM202 199H203V201H202ZM263 199L260 200L261 203H262V201L264 202ZM249 201H251V200H248V202ZM17 202H20L21 205L19 203L17 204ZM252 202H254V201L252 200ZM33 204L35 205V206H33L34 208H32V209L30 208L31 210L28 209L29 207H27V205L29 206V205H33ZM17 205H18V208H17ZM30 207H32V206H30ZM25 209L28 210V212ZM24 212H27L26 213L27 216L25 215ZM24 216L26 217V220H25ZM7 221H8V223H6ZM28 222H31V223L27 224ZM35 223L37 224V226ZM33 224H35V226H33ZM1 228H3V229H1ZM31 228L33 230L35 229L34 230L35 232L36 231L38 232L37 237L34 238V236L37 235V232L35 233ZM177 228L178 227H176L175 229H177ZM31 230H32V234L35 233V234H33L34 236L30 234ZM29 235L31 236V238H33V240H31V242L29 241L30 240ZM37 238H40L42 240H39ZM39 241H40V243H38ZM28 242L31 243L30 246L28 245V244H30ZM28 246H29V248H28ZM262 246L264 247V243ZM37 248L40 250V252L38 251ZM28 249H31V250H28ZM262 249H264V248H262ZM29 251H31V252H29ZM32 258H34V259H32Z\"/></svg>","mask_w":264,"mask_h":264},{"label":"built area","instance_id":"built-area-1","mask_svg":"<svg viewBox=\"0 0 264 264\" xmlns=\"http://www.w3.org/2000/svg\"><path fill=\"white\" fill-rule=\"evenodd\" d=\"M179 170L175 163H168L159 172L158 180L166 181L169 183L175 182L179 177Z\"/></svg>","mask_w":264,"mask_h":264}]
</instances>
